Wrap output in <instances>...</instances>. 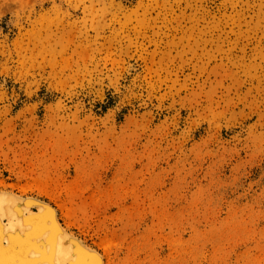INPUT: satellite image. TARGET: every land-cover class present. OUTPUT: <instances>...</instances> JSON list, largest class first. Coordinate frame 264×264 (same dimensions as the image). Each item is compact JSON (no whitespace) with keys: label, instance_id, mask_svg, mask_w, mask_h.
<instances>
[{"label":"rangeland","instance_id":"rangeland-1","mask_svg":"<svg viewBox=\"0 0 264 264\" xmlns=\"http://www.w3.org/2000/svg\"><path fill=\"white\" fill-rule=\"evenodd\" d=\"M2 190L105 264H264V0H0Z\"/></svg>","mask_w":264,"mask_h":264},{"label":"bare ground","instance_id":"bare-ground-1","mask_svg":"<svg viewBox=\"0 0 264 264\" xmlns=\"http://www.w3.org/2000/svg\"><path fill=\"white\" fill-rule=\"evenodd\" d=\"M103 257L69 233L49 203L0 191V264H105Z\"/></svg>","mask_w":264,"mask_h":264}]
</instances>
